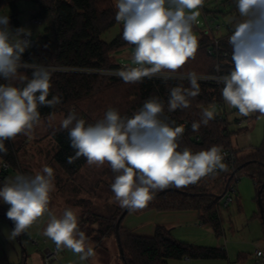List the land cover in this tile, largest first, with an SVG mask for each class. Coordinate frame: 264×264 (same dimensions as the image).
Instances as JSON below:
<instances>
[{
	"label": "clouds",
	"instance_id": "clouds-1",
	"mask_svg": "<svg viewBox=\"0 0 264 264\" xmlns=\"http://www.w3.org/2000/svg\"><path fill=\"white\" fill-rule=\"evenodd\" d=\"M237 15L232 18L230 70L219 76L198 75L179 70L194 59L199 42L193 32L204 0H115V20L123 25L122 39L134 46L132 64L119 70H97L102 75H115L125 83H141L145 78L187 80L171 87L167 110L187 109L200 94L198 81L213 79L222 84L225 104L238 110L240 116L264 115V0H234ZM31 31L13 30L9 18L0 16V78L18 80L22 86L0 84V153L7 152L5 142L17 135L31 136L40 125V107H55L59 96L48 99L52 66L27 64L22 56L32 45ZM20 68H31L28 78ZM220 65L216 71L220 72ZM165 102L156 96L147 99L131 116H122L109 108L102 119L86 124L74 110L60 122L68 131L75 155L72 164L84 157L89 166L107 165L115 174L111 190L116 203L130 211L144 208L158 191L177 189L198 183L202 178L227 171L222 146L213 145L193 152L180 149L184 127L173 126L161 116ZM193 131L215 119V109L203 108ZM51 117H49V122ZM55 190L54 172L43 166L34 175H16L0 187V201L8 205L6 217L13 222L8 238L15 239L45 214L49 217L43 235L57 250L70 249L86 261L95 255L93 246L80 230L77 213L67 208L59 217L50 210V194ZM257 255L264 253L257 252Z\"/></svg>",
	"mask_w": 264,
	"mask_h": 264
},
{
	"label": "trees",
	"instance_id": "trees-1",
	"mask_svg": "<svg viewBox=\"0 0 264 264\" xmlns=\"http://www.w3.org/2000/svg\"><path fill=\"white\" fill-rule=\"evenodd\" d=\"M17 1L0 0V11L10 8L12 12L8 18L13 30L24 28L18 18L20 12L16 5ZM29 1L38 6V10L32 15L47 25L41 33L33 37L35 45L23 54L21 58L23 63L58 68L112 69L119 66L115 60V53L130 46L122 39L123 29L112 41L108 42L103 39L104 34L120 24L115 20L117 9L114 0ZM231 34L232 30L229 29V34L220 38L217 54L211 55L209 48L212 36L202 33L198 39L199 46L195 58L190 59L179 70V73L195 71L197 74L208 76L226 74L230 70L231 47L228 44V37ZM217 65H220V72L216 71ZM19 74L31 78L32 69L21 68ZM6 83L22 86L18 80L6 81L0 78V84ZM180 84L185 87L189 86L188 82L169 81L165 83L150 80L132 84L109 75L55 71L52 74L48 99L59 96L61 102L55 107L38 106V111L41 119H44L59 113L66 118L68 113L74 110L77 117L84 119L86 124L95 123L103 118L109 108L118 110L122 116H131L133 112L142 107L147 99L153 96L161 98L166 108L169 89ZM199 84L200 94L192 99L190 107L173 111L169 121L170 124L175 122L173 126H177L181 121L188 123L185 134L179 140L180 149L188 147L193 152H197L213 145L222 146V151L233 149L228 120L224 114H216L215 119L211 120L207 126L201 125L198 131L192 130L191 125L193 122L200 121L203 108H210L217 103L224 102L221 95L222 84L213 82H199ZM255 116L264 118V115L260 113H255ZM51 135L58 145L55 160L70 178L75 177L87 164L86 159L80 157L72 164L67 163V158L75 155L70 147L68 131L58 127L52 130ZM5 147L7 152L6 154L0 153V161L9 167L17 168L18 159L13 141H6ZM108 170L114 181L115 174L109 167ZM244 175L250 176L255 181L258 193L264 182V134L259 147L248 155L237 157L234 171H223L207 176L198 183L185 188L169 187L158 191L144 208L129 212L196 210L201 223L210 227L217 236H222L223 222L219 201L230 184L235 181V177L241 178ZM7 178V171L2 169L0 187L7 181ZM111 194H113L112 190ZM262 202L264 206V189ZM123 210L124 208L120 209V215ZM259 216L264 225L261 212ZM100 219L105 229L95 231V237L89 230H84L79 226L86 237L91 238L95 244H99L103 238L112 234L116 238L118 217H101ZM122 222L119 234L123 249L121 258L124 264H168V260L184 258L192 260L227 259L224 248L183 243L177 240L165 226L158 225L153 237H145L132 234L122 226Z\"/></svg>",
	"mask_w": 264,
	"mask_h": 264
},
{
	"label": "rangeland",
	"instance_id": "rangeland-1",
	"mask_svg": "<svg viewBox=\"0 0 264 264\" xmlns=\"http://www.w3.org/2000/svg\"><path fill=\"white\" fill-rule=\"evenodd\" d=\"M16 5L20 12L18 18L25 28L26 21L33 17L32 14L35 12L32 11L38 10V6L29 0H18ZM204 6L206 12L208 11L209 21H213V25L221 26L220 30L214 32L215 36H225L232 25V18L237 15L234 0H204ZM11 15L10 8L0 11V16L10 17ZM198 20L201 24H194L193 32L199 39L201 33L206 30L205 15L201 13ZM46 25V23L32 25L30 30L31 33L33 32V37L41 33ZM118 26L121 31L122 22ZM118 26L111 32L118 33ZM133 52L134 47L130 45L115 53V60L119 64L136 66L132 64ZM210 109H215L216 113L224 112L227 115L231 141L237 157L245 156L243 147L255 149L261 145L264 134L263 117H256L255 113L246 116L250 120L247 131L240 128L236 122V119L244 117L238 114L237 109L227 106L225 102L221 107L215 105ZM50 117V122L49 117L41 119L40 125L34 129L31 136L20 134L12 140L17 154L18 167H6L0 161V171L2 169L7 171L8 180L20 174L34 175L45 165L51 167L54 172L55 190L50 194V210L59 217L65 209H73L78 215L79 226L84 230H89L95 237V231L105 229L100 218L113 216L119 218L122 208L111 194L110 188L113 180L108 166L96 168L86 164L75 177L70 178L55 160L58 145L51 135L52 130L60 126L64 115L59 113ZM248 133H250V139H247ZM233 197L235 202L228 207L220 205L223 222L222 236L216 237L210 229L212 240L216 242L219 239L220 243L225 246L228 259L209 262L213 264H255L257 250H264V225L259 216L260 208L255 181L250 176H242L236 184ZM7 210L8 205L0 201V264H124L119 245L113 234L103 238L99 244L87 238L93 246L95 255L86 261H80L79 255L67 248L58 250V254L51 257L46 249L49 248L51 252H54L57 248L53 241L43 235L49 219L47 214L39 218L27 232L10 240L8 236L14 225L6 217ZM231 229L234 231L232 232ZM260 264H264V261Z\"/></svg>",
	"mask_w": 264,
	"mask_h": 264
},
{
	"label": "crops",
	"instance_id": "crops-1",
	"mask_svg": "<svg viewBox=\"0 0 264 264\" xmlns=\"http://www.w3.org/2000/svg\"><path fill=\"white\" fill-rule=\"evenodd\" d=\"M36 11L37 10H34L32 12H36ZM28 22L29 21H26L25 25H27ZM31 27L32 26H30L29 29ZM114 28H112L106 34H104L103 39H105L108 42L115 39L120 33V27L118 29V33L111 32ZM228 34L229 32L226 35ZM225 117L227 118L226 114ZM249 121L250 120L247 117H241L240 119H236L238 126L240 128L242 127L247 131L249 129V124H248ZM247 139H250V133L247 134ZM255 149L253 148L251 149L250 147L249 148L243 147L244 150L243 155H248L251 152H253ZM233 150L235 151L234 147ZM236 200L238 202L239 198L237 197ZM158 225L165 226L177 240L183 243L197 245V246L213 247L218 249L224 248L227 253V259H228V252L225 246L220 243L219 239L216 242L212 240V236H211L212 232H210L211 228L201 223L199 218V213L196 210H172V211L148 210L145 212H129L122 222V226L125 229L129 230L132 234L138 236H145V237H153ZM231 231L233 232L234 230L231 229ZM216 237L219 238L220 236L216 235ZM212 243L215 246H213ZM258 250H262V249H258ZM46 251H49V248L46 249ZM227 259H211V260H201V259L192 260L188 258H184L181 260L171 259L168 260V264H213L209 261L227 260Z\"/></svg>",
	"mask_w": 264,
	"mask_h": 264
},
{
	"label": "built area",
	"instance_id": "built-area-1",
	"mask_svg": "<svg viewBox=\"0 0 264 264\" xmlns=\"http://www.w3.org/2000/svg\"><path fill=\"white\" fill-rule=\"evenodd\" d=\"M200 13H203L205 15V25H206V30L203 32L204 34H207V35H211L212 36V42H211V46L209 48V53L211 55H214V54H217V50L219 48V45H220V37H216L214 32L215 31H218L220 30L221 26L220 25H213V21H209L208 17H207V12H206V8L204 6H202L200 9H199ZM42 24V20L37 18V17H32L28 24L25 25V28L26 29H29L30 26L32 25H41ZM201 24V22L198 20L197 23L195 25H199ZM230 26V25H229ZM233 26L231 25L229 27L230 30H232ZM202 34V33H201ZM31 40H32V45L29 49L33 48L34 45H35V40L33 38V36L31 35ZM119 64V63H118ZM126 67H129L128 65H124V64H119V66L117 68H112V69H107V70H112V71H115V70H119V69H123V68H126ZM57 70L56 71H61V72H71V73H88V74H99V75H102L100 72H98L97 70L99 69H104V68H99V67H95V68H65V67H55ZM21 69V68H20ZM180 74H187V73H180ZM198 75H202V74H198ZM109 76H112V77H115V78H119L115 75H109ZM204 76H208V75H204ZM216 76H219V75H216ZM211 77V76H209ZM144 80H150V81H153V82H163L161 79L159 78H145ZM184 82V83H187L188 81L185 79V80H177V79H170L168 80L167 82ZM199 82H213V83H217L219 85H221L220 83H218L216 80H213V79H208V80H201V81H198ZM168 98V95L167 97ZM224 102L223 103H217L215 104L216 106L218 107H221L223 106ZM213 105V106H215ZM211 108V107H210ZM209 108V109H210ZM216 114H224V112H220V113H216ZM171 115H172V112H169L167 110V106L166 108H164V112L161 116V119H164L166 122L169 123L170 121V118H171ZM183 125L184 127V132L183 134H185L186 132V129H187V121H181L180 123L177 124V126H181ZM223 152V155H224V163L227 165V171H234V166H235V162L237 160V155L235 153V151L233 149H225L222 151ZM3 166H6V167H9L7 164H3ZM219 172H223V171H219L217 170V173ZM234 176V174L231 176V178ZM240 180V178L238 176L235 177V181L233 183L230 184V186L228 187V190L226 191V193L224 194V196L220 199L219 201V204H223L225 207H228L231 203H234L235 202V199L233 197V193L236 191V184L238 183V181ZM49 252V255L51 257H55L57 254H58V250L56 249L54 252H51L50 250L48 251ZM257 252H261V253H264V250H258ZM264 261V255H257L256 253V263L255 264H260V262Z\"/></svg>",
	"mask_w": 264,
	"mask_h": 264
},
{
	"label": "water",
	"instance_id": "water-1",
	"mask_svg": "<svg viewBox=\"0 0 264 264\" xmlns=\"http://www.w3.org/2000/svg\"><path fill=\"white\" fill-rule=\"evenodd\" d=\"M131 46H133V45H131ZM263 189H264V182L262 184L261 189L257 193L259 208H260V212H261L262 217H264V206H263V202H262V192H263ZM129 211L130 210H128L127 208H125L124 211L119 216V218L117 220V223H116V240H117V243L119 245L121 254H123V249H122V245H121L119 228H120V225H121L122 220L126 217V215L129 213Z\"/></svg>",
	"mask_w": 264,
	"mask_h": 264
}]
</instances>
